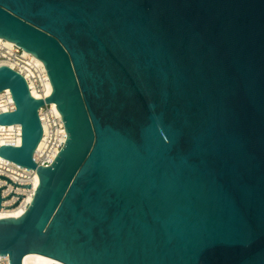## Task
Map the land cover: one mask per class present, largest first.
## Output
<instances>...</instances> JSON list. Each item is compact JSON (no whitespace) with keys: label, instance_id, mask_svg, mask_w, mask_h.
<instances>
[{"label":"water","instance_id":"1","mask_svg":"<svg viewBox=\"0 0 264 264\" xmlns=\"http://www.w3.org/2000/svg\"><path fill=\"white\" fill-rule=\"evenodd\" d=\"M0 38L52 85L0 67L22 128L0 157L39 177L0 220L9 264H264V0H0ZM45 104L68 135L48 167Z\"/></svg>","mask_w":264,"mask_h":264},{"label":"built area","instance_id":"2","mask_svg":"<svg viewBox=\"0 0 264 264\" xmlns=\"http://www.w3.org/2000/svg\"><path fill=\"white\" fill-rule=\"evenodd\" d=\"M0 67H8L22 75L31 95L38 100L49 98V87L52 86L47 69L34 55L26 52L18 45L0 38ZM55 104H45L39 111L43 126L42 149L35 154V161L41 166H50L67 141V131L63 117L55 109ZM57 107V106H56ZM15 104L9 90L0 94V115L11 113ZM22 141V128L19 125H0V148L10 145L19 147ZM3 141H6L4 143ZM2 159V158H1ZM0 159V213H12L17 210H28L36 193L38 177L36 171L22 169L4 159ZM39 186V185H38ZM0 264H9V258L0 256Z\"/></svg>","mask_w":264,"mask_h":264},{"label":"bare ground","instance_id":"3","mask_svg":"<svg viewBox=\"0 0 264 264\" xmlns=\"http://www.w3.org/2000/svg\"><path fill=\"white\" fill-rule=\"evenodd\" d=\"M52 93V86L49 87L48 94ZM55 109H57L56 105H53ZM6 143V141H3ZM21 143V141H18V144ZM42 149V142L39 144L38 151ZM1 159V157H0ZM2 160V159H1ZM39 185V177L36 179L35 186L38 187ZM24 210H17L12 213H0V220L1 219H17L20 218L22 215H24ZM24 264H63L57 260L38 255V254H29L24 259Z\"/></svg>","mask_w":264,"mask_h":264}]
</instances>
